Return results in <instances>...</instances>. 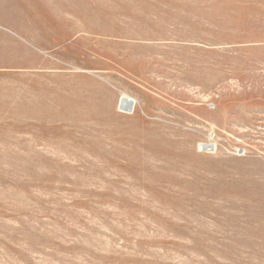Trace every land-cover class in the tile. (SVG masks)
Returning a JSON list of instances; mask_svg holds the SVG:
<instances>
[{
  "label": "rangeland",
  "instance_id": "obj_1",
  "mask_svg": "<svg viewBox=\"0 0 264 264\" xmlns=\"http://www.w3.org/2000/svg\"><path fill=\"white\" fill-rule=\"evenodd\" d=\"M0 25V264H264V0Z\"/></svg>",
  "mask_w": 264,
  "mask_h": 264
},
{
  "label": "bare ground",
  "instance_id": "obj_2",
  "mask_svg": "<svg viewBox=\"0 0 264 264\" xmlns=\"http://www.w3.org/2000/svg\"><path fill=\"white\" fill-rule=\"evenodd\" d=\"M206 148H207V150H208V149H213V150H214V146H213V145H211V144H210V145H208ZM205 150H206V149H205Z\"/></svg>",
  "mask_w": 264,
  "mask_h": 264
},
{
  "label": "crops",
  "instance_id": "obj_3",
  "mask_svg": "<svg viewBox=\"0 0 264 264\" xmlns=\"http://www.w3.org/2000/svg\"><path fill=\"white\" fill-rule=\"evenodd\" d=\"M4 28L0 25V30H3Z\"/></svg>",
  "mask_w": 264,
  "mask_h": 264
}]
</instances>
